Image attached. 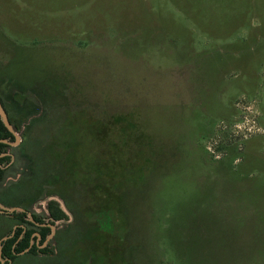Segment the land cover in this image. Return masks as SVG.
Listing matches in <instances>:
<instances>
[{
  "label": "rangeland",
  "instance_id": "obj_1",
  "mask_svg": "<svg viewBox=\"0 0 264 264\" xmlns=\"http://www.w3.org/2000/svg\"><path fill=\"white\" fill-rule=\"evenodd\" d=\"M0 93L20 136L0 191L50 167L57 126L74 156L36 204L34 179L2 195L68 210L64 254L16 264H264V0H0Z\"/></svg>",
  "mask_w": 264,
  "mask_h": 264
},
{
  "label": "trees",
  "instance_id": "obj_2",
  "mask_svg": "<svg viewBox=\"0 0 264 264\" xmlns=\"http://www.w3.org/2000/svg\"><path fill=\"white\" fill-rule=\"evenodd\" d=\"M42 82V81H40ZM38 82V87L41 88L39 85H41V83ZM58 88V86L56 87ZM55 89V87L53 88ZM43 91H46V90H43ZM15 95H17V97L19 98H22L23 101H27L29 100L27 96L23 95V94H20V93H16ZM0 96L2 98V95L0 93ZM43 101V100H42ZM46 105H49L51 106L50 104H46ZM53 107V106H51ZM47 108V106H46ZM57 108V111H59V109H62L60 106H56ZM48 109V108H47ZM66 109L67 108H63L60 112L63 111V113H66ZM55 111V110H54ZM60 115V114H59ZM14 122V124L16 125L15 123V119L13 118L12 119ZM37 119H33L32 123H36ZM65 124V123H63ZM73 125V123H72ZM122 128V127H121ZM124 128V135L125 134H128L130 132H132V127L129 126V125H126V127H123ZM48 131V129H47ZM52 134L50 135V139L52 141H55L53 144V147L52 145L48 144V145H44L43 148H47L48 150L51 151V155H48L49 158H51L52 160H50L52 163H50V167L49 168H43V169H40L37 171L38 168H34L31 167L29 168V172L28 173H25L22 178H20L17 182H14L13 185L10 188L14 187V186H18L20 185L21 183H23L25 180H31V179H34L37 180L39 183V186L37 187V190L40 191L39 195L35 196L31 201L35 200V199H39L40 197H42V195L47 191V187H46V182H50V181H54V182H58L60 183V181H63V180H58L56 178V176L58 177L59 175V171L56 170V168H61V171L62 169H65L66 170V173H68L69 175H71V170L69 168V165L72 164V160L74 158V156L71 154L67 157V153L66 151H63V149L61 151H59L57 148V146H62L60 145L58 142H61L60 140H63L64 138V133H66V130L65 128L60 125L59 127L57 126L56 128H54L52 131H50ZM49 132V133H50ZM90 134L92 135V139L95 141L96 144H98L99 142H108V138H107V130L106 129H101L100 127H94L93 130H89ZM9 136L12 137V133L6 128V126L3 124V122L0 120V138H8ZM100 136H102L103 138H100ZM126 137V136H125ZM14 137H12L13 139ZM70 141V139L68 140ZM67 145H69V142L66 143ZM7 145L0 142V149L1 148H4L6 147ZM40 147V145H39ZM26 146L25 145H22L20 150L22 151H26ZM41 148V147H40ZM41 148V149H43ZM77 150V148H76ZM93 152V149L91 150ZM112 153L116 154L115 151H111ZM101 154L104 156L103 157V162L105 164V166L107 164H109V166L113 165V164H116V167H118V162H124L122 159L120 161H118V159L114 160V159H111V158H108L105 156V153L103 151V149L101 150ZM112 154V155H114ZM72 156V160L70 159ZM121 158H122V155H120ZM111 159V160H110ZM111 161V162H109ZM58 162H60V165L61 167L58 166ZM112 167V166H111ZM119 168V167H118ZM92 172L94 173V175H96V177L98 176V178H101V182L104 181V176L101 175L99 172L97 173L96 170H92ZM101 176V177H100ZM5 178V171L3 169L0 168V182H2ZM104 183V182H103ZM8 189V190H9ZM99 190L101 191V186L99 188ZM57 189L55 190V193H56ZM44 192V193H43ZM59 195L65 200L64 196H63V192H59ZM3 194V190L0 191V200L3 201V198L2 197ZM48 211L50 213V215L54 218V219H64L67 217L66 215V212L61 208V206L59 205V203L55 200H52L49 202L48 204ZM105 212H100V214H104ZM25 213L24 212H15L14 213V216H7L8 219H10V221H12L13 223H15L17 221V219L19 218L22 222H26L24 220H22L23 218V215ZM2 215V214H0ZM4 215V214H3ZM6 216V215H5ZM8 225L11 226L9 228H7L5 231H2L0 232V239L5 236V235H8V234H11L13 228H12V225ZM33 227H29L27 226V229L26 231L24 232V228L23 227H20L18 228L16 231H15V234L8 238L7 240H5L2 244H3V247H2V256L5 258V257H8L10 259H12L13 261H15L16 259H18L20 256L15 254V252H21L22 250H24L25 248H27L29 245H30V242H31V239H32V234L35 232V225L32 223V222H29L27 223ZM9 229V231H8ZM68 228H65L63 229L62 231H59L58 234L56 235V240L60 243L59 244V249L57 252L55 251H50V250H39L38 249V246L37 245H33V247L30 249V251L27 253L29 255H33L34 257H44L46 259H56L58 257H60L62 254H64V244L60 242V238H61V234L65 231H67ZM40 231V234L42 235V241L46 238L47 234L50 232V228L49 227H41L39 229ZM23 234L22 238L19 240L20 236ZM18 241L16 247H14L15 243ZM0 264L1 261H0ZM91 264H106L103 260H99L98 257H96V259L94 258L91 262Z\"/></svg>",
  "mask_w": 264,
  "mask_h": 264
},
{
  "label": "flooded vegetation",
  "instance_id": "obj_3",
  "mask_svg": "<svg viewBox=\"0 0 264 264\" xmlns=\"http://www.w3.org/2000/svg\"><path fill=\"white\" fill-rule=\"evenodd\" d=\"M0 99H1V101H2V104H3V107L5 108V110H6V113H7V115H8V118H9V121L11 122V124L13 125V127H14V129H15V131H16V127H15V124H14V122H12L13 120V117L10 115V113H9V109H8V107H7V105L4 103V101H3V99L1 98V96H0ZM0 120L2 121V119H1V117H0ZM3 122V121H2ZM3 124H4V122H3ZM5 125V124H4ZM6 126V125H5ZM7 128V127H6ZM8 129V128H7ZM9 130V129H8ZM10 131V130H9ZM11 132V131H10ZM12 133V132H11ZM12 137H14L13 139H12ZM12 137L11 136H9L8 138H0V140H2V139H6L7 141H8V143H6V142H3V141H0V142H2V143H4V144H6L7 146L6 147H4V148H1L0 149V168L1 169H3L4 171H5V178H4V180L2 181V182H0V184H3V183H5L6 182V180H8L9 179V177L7 176V173L8 172H10V170H11V168L13 167V165H14V163H15V152L13 153L12 151H9V148H14V147H16L15 145H17L18 144V142L16 143V144H13V143H15L16 142V137L14 136V134L12 133ZM20 152L21 153H24V151H22V150H20ZM20 178H21V176H20ZM19 178V179H20ZM16 181H18V179H15L13 182H16ZM2 189H3V194H5L6 193V190H8L9 189V187H1ZM44 193V192H43ZM44 195V194H43ZM42 195V196H43ZM42 199V197H40L39 199L37 198V199H35V200H33L34 201V203L36 204L37 202H39L40 200ZM52 200H55V199H51V200H49V202L50 201H52ZM56 201V200H55ZM49 202H48V204H49ZM58 202V201H57ZM0 203L1 204H3L4 206H7V207H9L4 201H2V200H0ZM59 203V202H58ZM48 204H47V209H48ZM34 205V204H33ZM59 205H60V203H59ZM61 206V205H60ZM12 207H21V206H12ZM22 208H24V211H21V212H24L25 214L23 215V218H22V220H24V221H26L25 223L24 222H22L19 218L17 219V221L15 222V223H13V225H12V228H13V230H12V232H11V234H8V235H5V236H9V235H11V237L15 234V231L18 229V228H20V227H23L24 228V232L26 231V229H27V226H29L30 228L31 227H33V226H31V225H29V224H27V223H29V222H32L34 225H35V232L32 234V239H31V242H30V245L27 247V248H25L24 250H22L21 252H15L14 251V253L15 254H17V255H19V256H21V255H24V254H27L29 251H30V249L33 247V245H37L38 246V249L39 250H50V251H55V252H57L58 251V249H59V242L56 240V235L58 234V232L59 231H62L61 229H59L58 227V224H57V222L58 221H61V220H63V219H54L51 215H50V213H49V215L47 216L48 218H45V217H42L40 214H38L35 210L33 211L31 208H30V206H29V204L27 205V206H25V207H22ZM15 212H17V211H14V212H0V214H4V215H6V216H14V213ZM67 215V214H66ZM66 218H68V215H67V217ZM65 219V218H64ZM50 225H54V226H56V232H55V234L52 236V238H50L47 242H46V240H47V238H48V236L52 233V228H51V226ZM41 227H49L50 228V232L47 234V236H46V238L42 241V235L40 234V231H39V229L41 228ZM37 234H39L40 236H38ZM22 236H23V234L20 236V238H19V240L22 238ZM4 237V236H3ZM2 237V238H3ZM1 238V239H2ZM10 238V237H9ZM0 239V240H1ZM4 242V241H3ZM2 242V243H3ZM52 242H55L56 243V246H52L51 245V243ZM17 243H18V241L15 243V245H14V247H16V245H17ZM3 245V244H2ZM3 247V246H2ZM29 248V249H28ZM26 249H28V251H25ZM25 251V252H24ZM22 252H24V253H22ZM0 261H1V263L2 264H16V261H17V259L15 260V261H13L12 259H10V258H8V257H3L2 255H1V257H0Z\"/></svg>",
  "mask_w": 264,
  "mask_h": 264
},
{
  "label": "water",
  "instance_id": "obj_4",
  "mask_svg": "<svg viewBox=\"0 0 264 264\" xmlns=\"http://www.w3.org/2000/svg\"><path fill=\"white\" fill-rule=\"evenodd\" d=\"M0 117L2 119V121L4 122V124L6 125V127L14 134V136L16 137V142L13 143V144H16L17 142H19L20 140V136L16 133L13 125L11 124V122L9 121V118H8V115L6 113V110L5 108L3 107V104H2V101L0 99ZM0 141H3V142H6L8 143V141L6 139H2ZM49 200L51 199H55L56 201H58L61 205V208L66 212V214H68V210L66 208V205L64 204L63 201H61L59 198L55 197V196H51L48 198ZM14 211H17V212H21V211H24V208L22 207H7V206H4L3 204L0 203V212H14ZM59 222V221H58ZM57 222V223H58ZM51 228H52V233L48 236L46 242L52 238V236L55 234L56 232V226L54 225H50ZM38 236H40L39 234H37ZM9 237H11V235L9 236H4L1 240H0V257L2 255V242L7 240ZM29 249V248H28ZM28 249H26L25 251H28ZM24 251V252H25ZM22 252V253H24Z\"/></svg>",
  "mask_w": 264,
  "mask_h": 264
}]
</instances>
